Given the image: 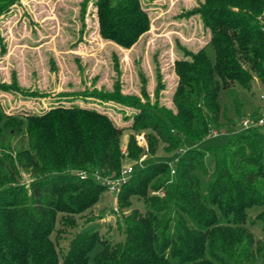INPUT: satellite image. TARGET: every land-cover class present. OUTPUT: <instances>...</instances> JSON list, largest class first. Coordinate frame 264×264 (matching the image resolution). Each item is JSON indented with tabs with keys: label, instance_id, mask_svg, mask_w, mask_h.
Wrapping results in <instances>:
<instances>
[{
	"label": "trees",
	"instance_id": "obj_1",
	"mask_svg": "<svg viewBox=\"0 0 264 264\" xmlns=\"http://www.w3.org/2000/svg\"><path fill=\"white\" fill-rule=\"evenodd\" d=\"M17 1L0 0V15ZM95 5L100 35L124 48L150 28L142 0ZM183 15H197L209 40L196 51L183 47V57L174 60V108L158 101L159 74L154 101L144 85L141 97L121 93L118 84L93 92L135 109L130 128L143 132L146 146L132 134L123 150V128L93 107L10 114L0 105V264H264V238L250 227L259 223L264 230V121L232 132L224 146H190L172 165L138 164L160 143L169 152L223 128L221 91L229 92L239 118L236 89L250 91L255 78L264 83V0H202ZM20 89L15 79L0 82V90ZM263 112L255 109L250 119ZM125 158L137 163L109 207L120 238L103 236L91 217L62 246L61 235L77 225V215L108 191L95 175L118 177ZM133 199L144 207L121 214ZM97 242L101 249L91 263Z\"/></svg>",
	"mask_w": 264,
	"mask_h": 264
},
{
	"label": "rangeland",
	"instance_id": "obj_2",
	"mask_svg": "<svg viewBox=\"0 0 264 264\" xmlns=\"http://www.w3.org/2000/svg\"><path fill=\"white\" fill-rule=\"evenodd\" d=\"M201 1L142 0L150 17V28L134 45L124 48L100 35L95 0H18L0 15V82L11 84L15 79L23 91L0 90L1 108L6 113L24 114L41 113L57 105L93 107L107 113L117 126L123 128V150L132 134L140 145L146 146L143 132H134L130 128L135 109L93 92L112 91L118 84L121 93L141 97L140 87L144 85L150 101H154L159 74L163 88L159 91L158 101L174 108L172 95L177 80L174 60L183 57V47L196 51L209 40V33L197 15H183ZM209 52L213 54L210 48ZM142 76L145 78L143 84ZM236 90L243 103L239 118L231 95L221 91L219 121L223 128L199 143L185 139L178 149L169 152L160 143L153 156L141 155L138 164L164 160L172 165L184 149L195 144L200 147L224 146L232 132L242 129V121L252 118L255 109L264 111L262 81L253 79L250 91ZM136 163L125 158L124 167ZM208 168L207 178H211V164ZM111 205H116L115 195L106 191L91 210L77 215V225L62 233L59 243L65 246L70 234L86 225L91 217L103 236L119 239L117 213L109 211ZM133 207L142 209L144 203L133 199L132 205L124 207L121 214L128 213ZM250 227L257 238H264L259 223ZM100 249L97 242L90 253L91 263Z\"/></svg>",
	"mask_w": 264,
	"mask_h": 264
},
{
	"label": "built area",
	"instance_id": "obj_3",
	"mask_svg": "<svg viewBox=\"0 0 264 264\" xmlns=\"http://www.w3.org/2000/svg\"><path fill=\"white\" fill-rule=\"evenodd\" d=\"M263 98V96H261ZM264 121V112L261 114V117L257 119V121H252L251 119H244L242 121V126L248 128L250 126L261 125ZM216 132H214L215 134ZM133 166L123 167L121 173L118 177L115 178H107L100 177L99 175H95L96 179L101 182L104 186L107 187L108 191L111 193H116L119 190L120 185L128 178V175L131 173ZM81 177L85 175L83 173H79ZM115 211H118L117 207H114Z\"/></svg>",
	"mask_w": 264,
	"mask_h": 264
}]
</instances>
